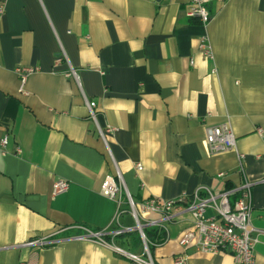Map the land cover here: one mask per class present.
<instances>
[{
    "label": "crops",
    "instance_id": "0c3cea01",
    "mask_svg": "<svg viewBox=\"0 0 264 264\" xmlns=\"http://www.w3.org/2000/svg\"><path fill=\"white\" fill-rule=\"evenodd\" d=\"M189 1L0 0V264H136L76 236L124 229L132 234L113 244L142 255L127 194L138 205L244 181L254 259L264 264V0H210L205 26L186 15ZM204 36L212 59L200 51ZM23 68L32 71L20 89ZM84 97L96 102L99 126L114 128L106 142ZM221 122L235 148L212 154L204 126ZM109 175L121 183L115 199L99 192ZM57 179L68 189L52 196ZM139 222L164 233L145 237L154 264L182 254L183 264H236L228 251L179 245L193 225L181 206ZM40 238L55 243L26 245Z\"/></svg>",
    "mask_w": 264,
    "mask_h": 264
},
{
    "label": "built area",
    "instance_id": "2783aa9c",
    "mask_svg": "<svg viewBox=\"0 0 264 264\" xmlns=\"http://www.w3.org/2000/svg\"><path fill=\"white\" fill-rule=\"evenodd\" d=\"M210 0H190L186 15L197 19L204 26L211 20L212 14L208 8ZM2 8L0 9V13ZM200 51L206 58L212 59V51L204 36L201 38ZM192 63V61H191ZM31 68L18 70L20 78V89ZM69 75H75V71L70 68ZM89 119L94 124L96 134L106 142V136L114 131V128L107 126L102 128L96 120V102L84 97ZM261 136L264 133L261 128L257 129ZM205 141L210 153L219 154L235 148V136L228 122H221L215 125L204 126ZM7 143V136L0 141L1 147ZM115 166V164H114ZM136 170L142 169L141 164H135ZM115 176L119 181L121 174L115 166ZM219 173L218 177H223ZM68 189V181L57 179L51 190V195L55 196L64 193ZM100 194L108 199H115L121 192V183L118 184L113 176H106L100 185ZM129 212L136 225H141L139 216L147 213H160L163 219L170 218L171 210L176 206L183 207L189 212L192 219V228L186 230L179 238L178 243L184 249L195 247L198 251L209 254L220 252H230L236 264H256L254 259V245L256 238L254 228L250 222V212L252 210V191L249 182H242L238 186L225 189L218 193H213L208 188L199 187L190 196H179L170 200H160L159 198H149L138 205L127 194ZM156 224V222H153ZM124 229H103L98 231L86 230L79 236L78 240L95 242L112 249L115 253L123 255L136 264H154L151 252L146 243L145 234L139 230L140 238L143 241V254L136 255L124 251L113 244L112 239L121 235ZM109 238V239H108ZM54 240L47 238L33 239L26 243L28 246H49L54 244ZM186 255L176 256L174 264H183Z\"/></svg>",
    "mask_w": 264,
    "mask_h": 264
},
{
    "label": "trees",
    "instance_id": "16d2710c",
    "mask_svg": "<svg viewBox=\"0 0 264 264\" xmlns=\"http://www.w3.org/2000/svg\"><path fill=\"white\" fill-rule=\"evenodd\" d=\"M143 232L145 234L146 239L149 241L153 240V242L154 241L160 242L162 239H164V233L160 229H157V228L147 229V228H145V229H143ZM130 234H132V233L121 234L120 237L130 236ZM152 234H153V239L151 237ZM131 242H132V244H139V243H135L136 241L134 239H131ZM147 245H148V248L151 252V246H149V244H147Z\"/></svg>",
    "mask_w": 264,
    "mask_h": 264
},
{
    "label": "water",
    "instance_id": "95a60500",
    "mask_svg": "<svg viewBox=\"0 0 264 264\" xmlns=\"http://www.w3.org/2000/svg\"><path fill=\"white\" fill-rule=\"evenodd\" d=\"M134 229H136V230H138V231H139V230H142V226L139 225V224H138V225H135Z\"/></svg>",
    "mask_w": 264,
    "mask_h": 264
}]
</instances>
